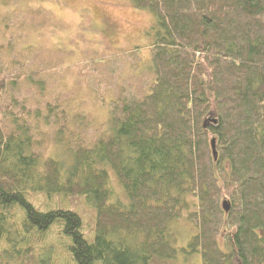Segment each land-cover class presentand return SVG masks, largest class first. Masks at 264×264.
I'll return each instance as SVG.
<instances>
[{
  "label": "trees",
  "instance_id": "1",
  "mask_svg": "<svg viewBox=\"0 0 264 264\" xmlns=\"http://www.w3.org/2000/svg\"><path fill=\"white\" fill-rule=\"evenodd\" d=\"M132 2L156 16L154 79L92 144L42 156L0 106V264H264V0Z\"/></svg>",
  "mask_w": 264,
  "mask_h": 264
},
{
  "label": "rangeland",
  "instance_id": "2",
  "mask_svg": "<svg viewBox=\"0 0 264 264\" xmlns=\"http://www.w3.org/2000/svg\"><path fill=\"white\" fill-rule=\"evenodd\" d=\"M155 23V14L132 0H0V77L8 79L0 106H11L10 125L28 124L42 156L66 160L75 142L92 144L115 96L150 89ZM109 170L112 200L126 202ZM176 229L179 244L195 230L185 218ZM62 256L53 264H68ZM197 259L180 253L176 264Z\"/></svg>",
  "mask_w": 264,
  "mask_h": 264
},
{
  "label": "water",
  "instance_id": "3",
  "mask_svg": "<svg viewBox=\"0 0 264 264\" xmlns=\"http://www.w3.org/2000/svg\"><path fill=\"white\" fill-rule=\"evenodd\" d=\"M210 119H211V121H214V122L216 121V118H210ZM212 148H213L214 156L216 158V156H217V148H216V139H215V137L212 138ZM223 206H224L225 210H228L229 207H230V202L225 199L223 201Z\"/></svg>",
  "mask_w": 264,
  "mask_h": 264
}]
</instances>
